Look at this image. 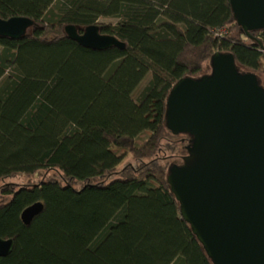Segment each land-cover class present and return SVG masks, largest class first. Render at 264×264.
<instances>
[{
    "label": "trees",
    "instance_id": "16d2710c",
    "mask_svg": "<svg viewBox=\"0 0 264 264\" xmlns=\"http://www.w3.org/2000/svg\"><path fill=\"white\" fill-rule=\"evenodd\" d=\"M12 17L35 25L0 37V238L14 242L0 264H212L167 184L190 137L167 129L166 100L216 52L262 86L264 30L242 32L229 0H0ZM67 25H98L125 48L86 49ZM127 157L137 166L118 171ZM38 171L61 180L2 184Z\"/></svg>",
    "mask_w": 264,
    "mask_h": 264
},
{
    "label": "water",
    "instance_id": "95a60500",
    "mask_svg": "<svg viewBox=\"0 0 264 264\" xmlns=\"http://www.w3.org/2000/svg\"><path fill=\"white\" fill-rule=\"evenodd\" d=\"M229 3L248 37L264 30V0ZM34 25L24 17L0 18V37L19 40ZM63 31L93 51L125 48L98 25ZM209 68L178 81L167 97V129L190 137L182 164L168 169L167 184L212 264H264V88L255 75L238 71L230 53H214ZM42 211L40 202L27 207L22 223L29 226ZM13 249L12 239L0 238V258Z\"/></svg>",
    "mask_w": 264,
    "mask_h": 264
},
{
    "label": "rangeland",
    "instance_id": "374dc122",
    "mask_svg": "<svg viewBox=\"0 0 264 264\" xmlns=\"http://www.w3.org/2000/svg\"><path fill=\"white\" fill-rule=\"evenodd\" d=\"M110 24V23H114L113 19H99L98 24ZM207 67V66H206ZM205 67V70L203 73H207L208 70ZM261 78V82H262V86L264 87V75L260 76ZM147 79L142 83V86L145 85ZM140 86V87H142ZM143 140L140 139V141H138V145L141 144L140 142ZM165 156H168V153L165 154ZM173 162V161H172ZM126 166H132L135 167L137 166V164L135 163V161L131 158V157H127L124 162L120 165L119 170L123 169ZM52 180H61L60 176L58 175V173L54 172V171H38L36 174H34L33 176H23V175H17L13 178L7 179L6 181H4L2 184L3 185H9L11 186L13 189H17L21 186H28V185H36L39 184L40 182L43 181H52ZM2 198H0V203L2 202Z\"/></svg>",
    "mask_w": 264,
    "mask_h": 264
},
{
    "label": "built area",
    "instance_id": "2783aa9c",
    "mask_svg": "<svg viewBox=\"0 0 264 264\" xmlns=\"http://www.w3.org/2000/svg\"><path fill=\"white\" fill-rule=\"evenodd\" d=\"M226 34V30L225 29H219L218 31H216V36L217 37H222L223 35Z\"/></svg>",
    "mask_w": 264,
    "mask_h": 264
}]
</instances>
